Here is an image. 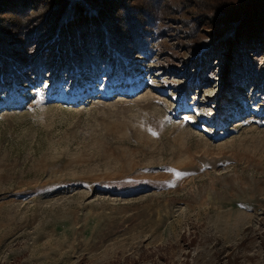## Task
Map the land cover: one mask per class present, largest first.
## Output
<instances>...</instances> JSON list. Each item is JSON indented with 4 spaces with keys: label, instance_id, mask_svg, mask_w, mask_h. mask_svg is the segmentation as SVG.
Returning <instances> with one entry per match:
<instances>
[{
    "label": "rangeland",
    "instance_id": "1",
    "mask_svg": "<svg viewBox=\"0 0 264 264\" xmlns=\"http://www.w3.org/2000/svg\"><path fill=\"white\" fill-rule=\"evenodd\" d=\"M181 6L122 71L3 82L0 264H264V79L190 57Z\"/></svg>",
    "mask_w": 264,
    "mask_h": 264
},
{
    "label": "trees",
    "instance_id": "2",
    "mask_svg": "<svg viewBox=\"0 0 264 264\" xmlns=\"http://www.w3.org/2000/svg\"><path fill=\"white\" fill-rule=\"evenodd\" d=\"M174 1L182 4L181 26L199 21L213 30L209 43L186 26L195 45L190 57L204 61L227 50L237 77L263 82L264 69L258 70L249 54L264 48V0H0V88L5 90L3 82L12 76H40L53 64L64 74H89L112 63L119 71L154 36L165 38L170 25L164 21L173 20Z\"/></svg>",
    "mask_w": 264,
    "mask_h": 264
}]
</instances>
